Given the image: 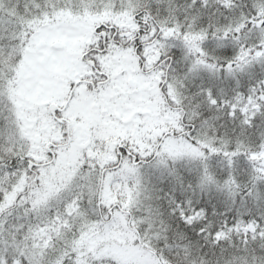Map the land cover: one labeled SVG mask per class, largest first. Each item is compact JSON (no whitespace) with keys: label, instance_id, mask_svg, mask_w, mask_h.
<instances>
[{"label":"snow or ice","instance_id":"1","mask_svg":"<svg viewBox=\"0 0 264 264\" xmlns=\"http://www.w3.org/2000/svg\"><path fill=\"white\" fill-rule=\"evenodd\" d=\"M0 264H264V0H0Z\"/></svg>","mask_w":264,"mask_h":264}]
</instances>
